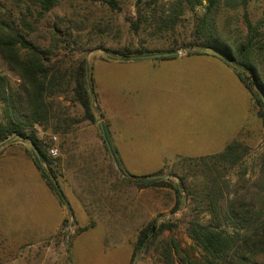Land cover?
Wrapping results in <instances>:
<instances>
[{
	"label": "trees",
	"instance_id": "trees-1",
	"mask_svg": "<svg viewBox=\"0 0 264 264\" xmlns=\"http://www.w3.org/2000/svg\"><path fill=\"white\" fill-rule=\"evenodd\" d=\"M60 1L0 0V60L18 80L13 86L0 75V101L7 116L5 122H0V142L14 135L27 139L33 151V163L45 184L65 203L43 170L46 165L52 173L46 145L36 136L34 125L51 128L62 135L77 123L79 120L69 116L68 107L61 105V100L79 106L82 120L95 122L96 116L95 93L85 58L67 63L60 52L61 44L65 48L69 40L75 41L71 27L61 29L55 23L48 26L53 36L49 45H39L30 38ZM91 1L112 9L117 8L118 2ZM135 4L140 18L144 22L151 21L148 24L154 26V34L174 30L188 10L193 22L192 38L180 47L186 48V55L211 53L231 65L247 88L264 131V0H174L170 9L160 11L155 7L156 0H135ZM197 7L203 11L197 13ZM140 18L133 23L135 30L139 28ZM237 18L242 19V26L237 24ZM177 50L176 47L156 50L155 53L166 54L154 58H175ZM152 52L139 46L114 52L118 55L108 54L107 58L139 59L155 54ZM59 97L61 100L57 99ZM99 128L101 139L118 163L117 154L110 145L107 123L101 122ZM249 151L244 142L233 139L219 153L182 157L191 175H178L175 183L162 178L158 172L132 175L140 188L173 189L174 207L180 205L181 192H185L208 213L207 220L196 217L187 222L186 230L197 247L198 256L183 253L178 264H264V148L258 154V171L254 178L246 176L244 158ZM233 168H237V172L231 183L227 175ZM170 229L166 220L158 222L154 218L137 232L134 251L160 248L163 263L176 264L172 253L180 254L181 249L174 241L168 243L161 238L163 232Z\"/></svg>",
	"mask_w": 264,
	"mask_h": 264
},
{
	"label": "rangeland",
	"instance_id": "rangeland-1",
	"mask_svg": "<svg viewBox=\"0 0 264 264\" xmlns=\"http://www.w3.org/2000/svg\"><path fill=\"white\" fill-rule=\"evenodd\" d=\"M117 1V8L112 9L98 1L61 0L38 24L37 30L30 38L39 45H49L53 36L48 26L55 23L60 25L61 29L71 27L75 41L72 43L69 40L65 48L61 44L60 52L65 55L67 63L85 58L91 79V71L94 68L126 64L129 60H135L107 58L108 54L118 55L114 53L117 51L133 50L140 46L155 53L156 50L164 51L176 47L180 52L177 56L186 54V48L180 46L192 38L193 22L188 10L181 16L174 30L154 34V26L148 24L151 21L144 22L140 18L135 0ZM173 1L156 0L155 7L158 8L157 11L162 8L168 10ZM195 11L200 13L203 9L197 7ZM138 18L139 28L135 30L133 23H136ZM236 21L242 26L241 18ZM148 57L167 60L154 58L158 56ZM185 62L183 66L178 67H196L203 69L197 73L204 71V74H213V68L192 65L189 59ZM192 73L195 74L189 71L186 75L189 77ZM0 75L16 86V76L6 69L1 60ZM107 76L111 78L112 74ZM108 84L109 88L113 86L111 80ZM121 84L123 92L120 96L124 102L122 105L128 107V82ZM168 84L174 85L170 92H175L163 93L159 99L161 105L165 104L167 108L177 104L172 103L175 99L178 101L191 98L193 101H199L207 96L204 88L198 84L180 87L181 90H177V83L170 81ZM211 91L213 98L216 94L212 88ZM57 99L61 100V97ZM106 99L110 103L112 98L107 95ZM95 102L96 96L93 102L96 121L89 122L81 119L79 106H71L67 101L61 100V105L68 107L69 116L79 120L71 125L65 134L53 132L45 126L34 125L36 136L46 145L47 153L49 145L57 148V155L51 156L48 153L52 173L43 165V170L65 201L62 203L59 200L65 217L54 233L47 232L46 227L42 225L36 231L37 227L33 229L30 219H16L12 216L11 211L15 210V207L10 206L9 202L6 204V198L9 197L7 194L11 186L10 180L16 177L19 166L13 164L10 158L20 155V151L32 158L33 151L27 139L15 135L5 142H0V264H165L160 248L152 247L148 252L139 253L133 249L137 232L154 218L158 222L166 220L170 224L171 229L165 230L161 238L168 243L174 241L181 249L180 254L172 253L176 264L183 253L198 256L197 247L189 237L186 225L190 219L196 217L207 220L208 213L204 208L194 203L185 192H181L180 205L174 207L173 189L159 186L140 188L132 177L158 172L162 178H169L175 183L176 176L187 173L191 175V170L186 168L181 156L165 161L160 169L148 171L146 170L155 168L158 164L149 155L126 154L122 155V159L117 155V163L107 144L101 139L99 126L101 122L107 121L98 111ZM3 106L0 101V122L7 120ZM52 136H55V139ZM237 139L250 148L249 154L244 158V165L247 167L246 176L254 178L258 171L257 157L264 148V131L261 124L257 122L250 125ZM128 165L130 167L125 168ZM36 170L38 172V169ZM236 172L237 168H233L227 175L231 183L236 179ZM38 174L44 182L40 172ZM28 196L21 194L19 200ZM64 220L66 221L63 223ZM91 223L92 226H89Z\"/></svg>",
	"mask_w": 264,
	"mask_h": 264
},
{
	"label": "crops",
	"instance_id": "crops-1",
	"mask_svg": "<svg viewBox=\"0 0 264 264\" xmlns=\"http://www.w3.org/2000/svg\"><path fill=\"white\" fill-rule=\"evenodd\" d=\"M188 59L192 65L213 68V74H204V71L197 73L203 69L196 67H178ZM104 66L94 68L91 74L95 104L107 121L110 145L121 159L126 154L149 155L158 162L155 168L146 171L160 169L165 161L175 156L196 157L219 153L231 140L246 132L250 125L260 124L251 96L236 70L214 54H185L167 60L145 57L129 60L126 64ZM189 71L195 74L188 77L186 72ZM110 74L111 78L107 76ZM110 80L111 88L108 84ZM126 81L128 107L122 105L124 102L120 96L123 92L121 83ZM170 81L177 83V90L198 84L204 88L207 96L199 101L175 99L172 103L177 104L171 103L173 106L167 108L165 104L161 105L159 99L163 93L175 92H170L174 87L168 84ZM211 88L216 97L211 98ZM107 95L111 96L112 102H108ZM13 158H10L11 162L19 169L16 177L10 180L9 197L6 198V204L9 202L10 206L15 207L11 211L12 216L30 219L33 229L37 227L36 231L42 225L47 232L54 233L65 217L59 199L39 178V171L35 169L31 157L20 151V155ZM129 167L125 166L127 169ZM21 194L29 196L19 200Z\"/></svg>",
	"mask_w": 264,
	"mask_h": 264
},
{
	"label": "built area",
	"instance_id": "built-area-1",
	"mask_svg": "<svg viewBox=\"0 0 264 264\" xmlns=\"http://www.w3.org/2000/svg\"><path fill=\"white\" fill-rule=\"evenodd\" d=\"M53 139H55V136H52ZM48 153L51 155V156H55L57 155V148L53 145H49L48 147Z\"/></svg>",
	"mask_w": 264,
	"mask_h": 264
},
{
	"label": "water",
	"instance_id": "water-1",
	"mask_svg": "<svg viewBox=\"0 0 264 264\" xmlns=\"http://www.w3.org/2000/svg\"><path fill=\"white\" fill-rule=\"evenodd\" d=\"M175 54H179L180 52H174ZM166 53H155V54H149V55H145V57H148V56H159V55H165ZM173 54V53H172Z\"/></svg>",
	"mask_w": 264,
	"mask_h": 264
}]
</instances>
